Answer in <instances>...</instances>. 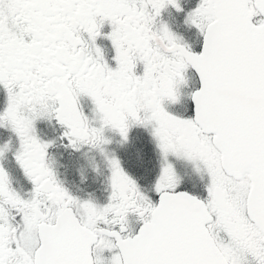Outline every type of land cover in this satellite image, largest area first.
Masks as SVG:
<instances>
[{
  "label": "snow or ice",
  "instance_id": "snow-or-ice-1",
  "mask_svg": "<svg viewBox=\"0 0 264 264\" xmlns=\"http://www.w3.org/2000/svg\"><path fill=\"white\" fill-rule=\"evenodd\" d=\"M0 264H264V0H0Z\"/></svg>",
  "mask_w": 264,
  "mask_h": 264
},
{
  "label": "flooded vegetation",
  "instance_id": "flooded-vegetation-1",
  "mask_svg": "<svg viewBox=\"0 0 264 264\" xmlns=\"http://www.w3.org/2000/svg\"><path fill=\"white\" fill-rule=\"evenodd\" d=\"M166 16V15H164ZM167 22H170L168 18H166ZM191 35V33H190ZM149 136L147 132L143 129H133L130 135V143L125 145L124 147H119L117 144H113L112 147L116 150L118 157L121 159L122 165L125 170L132 175L134 178L142 181V183H149V181L155 178L157 173V153L154 150V146L151 141L148 139ZM118 139V138H117ZM136 148L141 149V156L144 157L142 160H138L135 156ZM99 159V158H98ZM68 160L67 154H65V161ZM71 171L70 178L71 179H78V172L76 170V166L73 165L68 169ZM101 171L102 174L98 175L95 172H91L90 170L87 172L88 175L91 177H87L86 181L89 183L95 181H105L108 180L110 176V172L108 171L107 167L101 161ZM62 173H66L64 169H61ZM16 175H19V172L16 170ZM188 188V187H187ZM189 189V188H188ZM192 190V189H189Z\"/></svg>",
  "mask_w": 264,
  "mask_h": 264
},
{
  "label": "rangeland",
  "instance_id": "rangeland-1",
  "mask_svg": "<svg viewBox=\"0 0 264 264\" xmlns=\"http://www.w3.org/2000/svg\"><path fill=\"white\" fill-rule=\"evenodd\" d=\"M197 3H198V0H184V4H185V7H186V10L195 7L197 5ZM164 15H166V16H164ZM166 18H168V20H170L169 24L171 25V27L176 32L185 35L190 41H192L194 43L197 41L196 30L194 28L193 29H189V28H187L184 25V23H183V21H184V15L183 14H178V13L175 12V10H171L170 9L168 11H165L164 14H163V19L165 21H167ZM190 33H191V35H190ZM147 135H148V133H147ZM148 139L150 140V137ZM140 150L141 149H138V148H136V150H135V154L137 152V154L135 156L138 158L139 161L142 160V158L144 159V157L141 156V151ZM154 150H155V147H154ZM156 166H157V173H156L155 177L159 173V159H158V155H157V163H156ZM178 168H179V170L181 171L182 174L183 173H186V172H190V168H186L183 164H179L178 165ZM89 170L91 172H93L91 169H89ZM13 171H14V174L16 175V169L15 168H13ZM70 174H71V171H68L67 170L64 175H65L66 179L69 182V186H71L74 191L77 188H81L84 191L83 192H80L79 193L80 195H86L87 193L92 192V193H94L101 200V202L104 201V199H105V197L107 195L105 189L107 187L108 180H105V181L99 180V181H95V182H92V183H90V182L88 183L86 180L84 182H81V178L79 177V175H78V177H79L78 179H74L73 180V179L70 178ZM86 177H90L88 175V173H86ZM154 179L151 180V181H154ZM151 181H149V182H151ZM140 182L142 183V181H140ZM146 183L147 182H145V184ZM185 187H188L189 189H192V190H199V188L193 189L192 188V185L190 183L189 184H186Z\"/></svg>",
  "mask_w": 264,
  "mask_h": 264
}]
</instances>
